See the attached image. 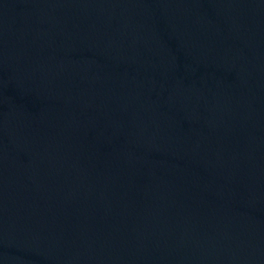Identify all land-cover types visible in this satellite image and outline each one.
Instances as JSON below:
<instances>
[{
  "label": "water",
  "instance_id": "1",
  "mask_svg": "<svg viewBox=\"0 0 264 264\" xmlns=\"http://www.w3.org/2000/svg\"><path fill=\"white\" fill-rule=\"evenodd\" d=\"M0 264H264V0H0Z\"/></svg>",
  "mask_w": 264,
  "mask_h": 264
}]
</instances>
